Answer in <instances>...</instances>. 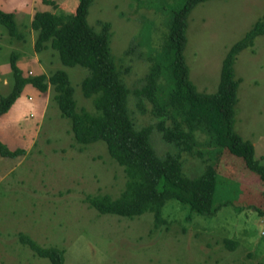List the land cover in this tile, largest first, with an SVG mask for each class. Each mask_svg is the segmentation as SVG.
Here are the masks:
<instances>
[{
  "label": "rangeland",
  "instance_id": "1",
  "mask_svg": "<svg viewBox=\"0 0 264 264\" xmlns=\"http://www.w3.org/2000/svg\"><path fill=\"white\" fill-rule=\"evenodd\" d=\"M53 1L58 15H71L77 3ZM185 1L94 0L88 14L97 31L101 21L110 22L112 54L130 90L129 114L139 128L153 125L151 143L161 157L175 148L157 127L161 117L153 103L143 98L139 106L135 91L160 58L172 13ZM34 4L52 9L39 0H0L1 9L15 12L22 37L11 38L0 25V97L11 90L9 57L15 53L23 76L66 71L77 108L95 111L93 99L82 91L89 70L63 65L50 48L34 50ZM258 22L264 23V0H207L191 9L183 55L198 92L217 90L226 55ZM234 67L240 80L234 128L254 144L255 157L264 165V34L238 55ZM159 82L166 85L165 74ZM22 93L0 116L7 118L0 125V141L11 150H25L14 158L0 156V264H50L24 243L26 237L44 248L62 249L64 264H264V180L241 156L216 144L195 145L202 156L181 153L182 171L189 177L201 175L208 164L215 169L210 214L190 213L175 199L163 207L166 223L157 225L154 212L134 218L103 214L85 198L119 197L127 180L123 166L104 141L75 142L70 119L61 117L50 99L51 88L42 92L28 85ZM195 136L199 143L207 138L202 129Z\"/></svg>",
  "mask_w": 264,
  "mask_h": 264
},
{
  "label": "trees",
  "instance_id": "2",
  "mask_svg": "<svg viewBox=\"0 0 264 264\" xmlns=\"http://www.w3.org/2000/svg\"><path fill=\"white\" fill-rule=\"evenodd\" d=\"M50 10L37 7L32 14L30 27L36 32L34 50L47 48L55 51L63 65L80 66L89 70L82 82L85 97L93 99L95 111L77 108L73 88L63 69L32 76H23L16 65L17 55L9 57L12 84L7 95L0 97V116L6 113L23 89L30 85L46 92L51 88L50 99L57 103L60 116L70 119V129L77 144L87 146L104 141L110 155L123 166L127 180L121 195H88L85 201L103 214L134 218L145 212H154L156 225L166 223L162 216L165 204L175 199L199 214L212 213L216 173L208 164L201 175L189 177L182 171L181 153L203 152L194 149L197 144L226 147L241 156L245 165L264 180V165L255 157L254 144L242 138L235 128L236 104L240 80L236 78L235 61L244 49L251 47L256 36L264 34V23L258 22L236 44L222 62L220 82L212 93L198 92L189 79V70L183 52L186 46L187 18L191 9L207 0H186L172 13L170 32L166 45L155 59L146 83L135 93L153 103V112L161 117L157 127L163 139L172 144L175 152L165 157L156 153L151 143L153 125L137 127L128 111L129 88L120 78L111 50L112 28L110 22H100L97 31L88 22L90 6L94 0H77L71 15H58L53 10L58 3L40 0ZM0 25L13 39H21L13 11L0 8ZM163 74L166 85L159 82ZM163 95L160 96V93ZM171 117L172 124L166 120ZM183 125H186L184 127ZM203 130L207 138L199 143L195 131ZM25 150L9 149L0 141V156L17 157ZM27 244L37 256L47 258L50 264H64L63 250L43 247L30 237Z\"/></svg>",
  "mask_w": 264,
  "mask_h": 264
},
{
  "label": "crops",
  "instance_id": "3",
  "mask_svg": "<svg viewBox=\"0 0 264 264\" xmlns=\"http://www.w3.org/2000/svg\"><path fill=\"white\" fill-rule=\"evenodd\" d=\"M35 1H37V0H35ZM40 1V0H39ZM41 2V1H40ZM35 3V2H34ZM37 7H40V5L39 4H34L33 5V10H32V14H33V11L37 8ZM46 10H48V9H46ZM6 11H11V10H6ZM14 12V11H13ZM14 14H15V12H14ZM26 88V87H25ZM24 90V89H23ZM22 94L23 93H21L20 94V96H22ZM19 99V98H18ZM17 99V100H18ZM17 100L15 101V104L17 103ZM17 106H20L19 104L17 105ZM3 115V114H2ZM5 122H7V118H3L2 120H0V125H4L5 124ZM10 122V121H9Z\"/></svg>",
  "mask_w": 264,
  "mask_h": 264
},
{
  "label": "clouds",
  "instance_id": "4",
  "mask_svg": "<svg viewBox=\"0 0 264 264\" xmlns=\"http://www.w3.org/2000/svg\"><path fill=\"white\" fill-rule=\"evenodd\" d=\"M19 97H20V96H19ZM19 97H18V98H19ZM18 98H17V99H18ZM17 99H16V100H17ZM16 100H15V101H16ZM14 103H15V102H14ZM14 103H13V104H14ZM13 104H12V105H13ZM10 108H11V107H10ZM4 114H5V113H4Z\"/></svg>",
  "mask_w": 264,
  "mask_h": 264
}]
</instances>
